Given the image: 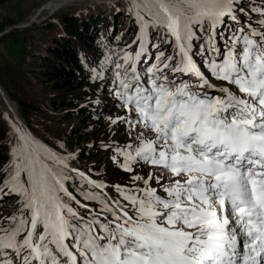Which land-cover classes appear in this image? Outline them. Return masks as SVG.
<instances>
[{"label": "snow or ice", "instance_id": "1", "mask_svg": "<svg viewBox=\"0 0 264 264\" xmlns=\"http://www.w3.org/2000/svg\"><path fill=\"white\" fill-rule=\"evenodd\" d=\"M129 5L138 50L105 60L125 112L111 122L133 138L121 169L153 171L113 196L14 126L0 264H264V2Z\"/></svg>", "mask_w": 264, "mask_h": 264}, {"label": "trees", "instance_id": "2", "mask_svg": "<svg viewBox=\"0 0 264 264\" xmlns=\"http://www.w3.org/2000/svg\"><path fill=\"white\" fill-rule=\"evenodd\" d=\"M8 1L0 0V4H6ZM119 16L116 12L112 15L104 13H70L62 14L55 18L56 21L46 23L43 29L47 38L38 47V56L42 65H40L38 73H35L36 81L40 84H46L45 87L55 93L49 101L50 104H53L55 109L65 110L64 120L67 121L68 130L73 135L70 138V146L72 147L74 144L81 145L90 137L97 138L94 146L81 147L78 160L93 161V165L87 170L88 173L94 178L100 177L111 186L115 184L130 185L132 183L130 180L131 175L138 172L140 175L146 176L150 171V167L143 164L134 165L136 172L133 173L121 169L120 163L123 161V157L122 159L118 157V150L133 143L129 141L131 137L128 139L126 134H123V132L121 134V130L115 134V138L120 139V142L117 141V145L106 142L109 137V126H103V124L105 122L109 123L114 108L105 99L102 100L101 98L113 93L114 85L111 81L114 72L110 65H105V60L109 56L116 59L118 56L115 52L118 47L121 48L122 52H133L136 49L135 45L133 49L125 47L127 46L125 40L127 39L128 30L122 31L120 34L114 32V30L111 31ZM10 24H0V33ZM132 27V30L136 31L137 24L134 20H132ZM8 36L10 34L2 37L0 42H6ZM122 41L124 42L121 43ZM154 54L155 52H153V56ZM148 63H151V61H148ZM141 66L144 67L146 64ZM7 82L6 77L3 78L0 73L1 86L9 97L18 104L19 114L23 121L32 131L36 132L33 127V118L43 112V106L35 101L27 90V87L33 86V84L29 79L22 80L23 87H21V80L18 87L9 82L10 85H8ZM76 121L77 123H75ZM7 136L8 133L0 115V169L7 168L10 164L6 152L7 145L5 144ZM100 139L103 141L99 142ZM93 142L94 140H92ZM124 143L125 146H123ZM111 153L116 154V162L114 161L116 165L112 169L107 168L100 171L102 160H107ZM154 184L155 182L152 185ZM69 190L75 194L74 188L69 187ZM111 192L114 196L116 195L113 188H111ZM77 198L79 199V196ZM80 211L83 212L82 209ZM14 214L0 215V220L3 217L5 218L6 215H8L6 217L8 218Z\"/></svg>", "mask_w": 264, "mask_h": 264}, {"label": "rangeland", "instance_id": "3", "mask_svg": "<svg viewBox=\"0 0 264 264\" xmlns=\"http://www.w3.org/2000/svg\"><path fill=\"white\" fill-rule=\"evenodd\" d=\"M64 0H9L6 4H0V24H8L5 30L9 27L25 24L29 22L31 19H35V23L29 27H26L19 31H13L8 36V40L6 42H0V73L6 80L15 85L19 86L21 80V87L24 86L23 81L29 79V81L33 84V86H28L27 90L32 95L33 99L43 106V112L34 116V129L36 132L32 131L30 134L35 138L34 134L42 140L53 150L58 152L61 155L71 157L69 160V164L71 167L77 169H83L87 171L90 169V166L93 165V161L89 160H78V154L83 146H94L97 141V138L90 137V139L83 142L81 145L74 144L72 147L70 146V138L73 136L70 130H68V123L64 120V112L65 110L55 109L53 104H50V99L55 94L48 87H45L46 84H40L36 81V74L39 71L40 63L39 60V45L43 44V41L47 38L46 32L43 29L46 23L49 21H56V17L61 16L62 14H90V13H104V14H116L120 15L119 19L116 20L115 26L111 28V31L120 34L122 31L128 30L127 39L125 40V44L129 49H133V42L136 40L138 35V24L136 31H133L132 20L134 17L129 13V1L128 0H67L62 6L53 7L48 10H44L41 12L39 16L37 14L40 10L48 4H59ZM264 2V0H261ZM52 14V15H50ZM112 23V22H111ZM112 25V24H111ZM119 31V32H117ZM150 33L151 39L156 41L159 39V32H153L151 30H147ZM13 35V36H12ZM132 35V36H131ZM131 36V37H130ZM130 37V38H128ZM156 39V40H155ZM122 41L121 43H123ZM161 49H167L165 55L171 54L172 47L170 45H160ZM135 49V48H134ZM138 49H135L136 51ZM169 50V51H168ZM129 51V50H128ZM153 52L158 51V49H152ZM122 52L121 48L118 47L116 49L115 54L119 56ZM36 73V74H35ZM6 75V76H5ZM187 79V77H185ZM5 80V79H3ZM7 82V83H8ZM215 82V81H214ZM8 83V85H10ZM219 83V82H215ZM1 86V84H0ZM26 86V85H25ZM2 87V86H1ZM5 91V89L2 87ZM20 92V91H19ZM7 94V92L5 91ZM9 97V95L7 94ZM9 99L16 105V109L19 108L18 104L13 101L10 97ZM102 100L105 99L110 105L113 106V115L108 122H105L103 126H109V137L106 139V142L109 144H118V139L115 138L116 132L118 133L121 130V134L127 135V138L131 139L129 141L133 142V138L131 134H128L125 131V125L123 124H113L111 121L116 119V117L125 116V112L120 108L118 102L113 99L111 93L103 96ZM5 100L0 94V115L3 123L5 124L6 131L8 136L5 140V144L7 145L6 152L11 157L10 150L15 147L17 143V135L15 132V127H18L17 122L15 121L12 112L6 106ZM118 104V105H117ZM19 112V110H18ZM16 118V117H15ZM17 120V119H16ZM77 123V121L75 122ZM20 124V123H19ZM15 126V127H14ZM76 126V124H75ZM19 128V127H18ZM72 131V130H71ZM127 139V141H128ZM38 140V139H37ZM92 140L94 142L92 143ZM96 140V141H95ZM103 140H99L102 142ZM41 142V141H40ZM120 142V141H119ZM45 145V144H44ZM63 145V147H61ZM126 144L124 143L123 146ZM126 147V146H125ZM112 156V157H111ZM116 154L111 153L109 158L106 160H102L101 169H112L114 165H116L115 161ZM118 156V154H117ZM120 159L122 157L118 156ZM118 158L119 162L120 159ZM115 161V162H114ZM11 162V161H10ZM10 166V164H9ZM8 168V167H7ZM153 169L150 168V171ZM99 172L98 170H96ZM149 171V172H150ZM3 177V178H2ZM6 177V173L2 170L0 171V181H3ZM97 179L103 181L100 177ZM70 183V182H69ZM153 187L158 186L156 184L152 185ZM112 188V187H111ZM158 188V187H157ZM158 194L162 195V192ZM2 195V194H0ZM0 215L3 214H14L18 212L20 207V198L17 195L9 193L8 195H3L2 199H0ZM4 204V206H3ZM8 215H6L7 217ZM5 217V218H6ZM5 218H1V220H5Z\"/></svg>", "mask_w": 264, "mask_h": 264}, {"label": "water", "instance_id": "4", "mask_svg": "<svg viewBox=\"0 0 264 264\" xmlns=\"http://www.w3.org/2000/svg\"><path fill=\"white\" fill-rule=\"evenodd\" d=\"M41 11L42 9L40 10V12L37 14V16H39L41 14ZM52 15V14H50ZM35 23V19H31L29 22L25 23V24H20V25H15V26H12V27H9L8 29L4 30L3 32L0 33V39L8 34H10L11 32L15 31V30H22L26 27H29L31 26L32 24ZM0 94L3 96L6 104H13V102L9 99V97L7 96V94L5 93V91L2 89V87L0 86ZM16 112V117H17V121L23 126L24 129H26L27 131L30 130L31 132V129L27 126V124H25V122L21 119L20 115H19V112H18V108H17V111L15 110ZM32 134L35 136L36 139H38L39 141H41L33 132ZM42 142V141H41ZM81 171V170H80ZM86 174V173H85ZM88 175V174H86ZM91 177V176H90ZM92 179H94L93 177H91ZM96 180V179H95ZM98 181V180H97ZM100 182V181H99Z\"/></svg>", "mask_w": 264, "mask_h": 264}, {"label": "bare ground", "instance_id": "5", "mask_svg": "<svg viewBox=\"0 0 264 264\" xmlns=\"http://www.w3.org/2000/svg\"><path fill=\"white\" fill-rule=\"evenodd\" d=\"M65 1H67V0H64V1H62L61 3H59V4H48V5H46L45 7H43L42 8V11L41 12H43L44 10H48V9H50V8H53V7H57L58 6V8H59V6H62V4H64L65 3ZM129 1V0H128ZM63 7V6H62ZM3 97V96H2ZM6 104V103H5ZM6 106L10 109V111L12 112V114H13V117H14V119H15V121H17L16 119H17V117H16V112H15V110L17 111V109H16V105L15 104H6ZM16 117V118H15ZM17 124H18V127L22 130V131H25V132H28V133H30L29 131H27L26 129H24L23 128V126L21 125V124H19V122H17ZM42 143V142H41ZM46 145V144H45ZM47 146V145H46ZM84 172V171H83ZM84 173H86V171L84 172ZM74 175V174H73ZM108 192H110V191H108Z\"/></svg>", "mask_w": 264, "mask_h": 264}]
</instances>
